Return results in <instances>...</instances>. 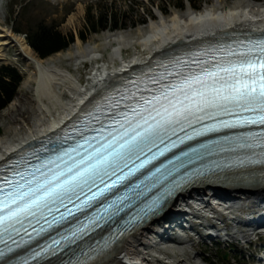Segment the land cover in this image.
I'll return each instance as SVG.
<instances>
[{
    "label": "bare ground",
    "instance_id": "1",
    "mask_svg": "<svg viewBox=\"0 0 264 264\" xmlns=\"http://www.w3.org/2000/svg\"><path fill=\"white\" fill-rule=\"evenodd\" d=\"M251 5V0H234L232 6L226 9L213 5L209 9L204 8L195 13L172 14L168 19L162 18L158 22H151L147 35L137 42L146 57H136L120 62L111 70L103 66L93 69L94 73L80 84L72 70L78 71L84 59L97 58L95 53L99 52L98 46L91 43L82 44L78 40L65 52H58L51 57L40 59L19 36L13 33L11 28L3 27L0 22V53L4 46L13 45L17 53L25 60L29 70L20 89L25 85H32L25 110L33 117L32 120H27L24 113L20 115L18 119L20 121L17 120L5 127V135L0 138V166L28 145L44 140L47 136L62 130L84 107L92 104L131 68L144 67L163 55L179 49H192L213 41L231 38L233 35L264 32V3L258 5L256 9ZM81 14L82 8L78 6L76 13L68 18V22H73L74 17L78 18ZM115 36L114 41L118 46L113 49L111 58L116 59L122 53L120 45L126 41L125 36H128V32H119ZM63 60L72 61L75 65H73L74 69L64 67ZM244 198L252 199V205L264 204V169L229 173L214 180L187 187L175 198L167 201L154 220L143 224L130 236L117 243L112 250L90 264H139L143 257L154 256L153 253H147L150 251H155L156 256L170 255L171 257L172 255L171 258L177 264H187L185 259L179 258L178 251L176 252L175 249L157 245L161 239L164 243H170L166 239L170 228L159 227L160 223L164 220H172V223H175L178 218L186 215L188 217L192 215L197 219L205 218V212L220 213L217 206L221 207V204L217 202L214 204V200L227 203L229 205L227 209H231ZM193 201L200 203L198 208L202 211L186 213L183 208L188 207ZM230 214L235 213L231 210ZM219 215L222 219L221 223L226 226L224 214ZM259 218L261 216L256 220ZM251 229L232 231L225 236L251 243L253 235ZM200 237L202 238V235ZM184 244L185 242L180 241L176 245L180 250ZM232 245L236 246L233 242ZM61 261L56 258L39 264H61ZM204 262L211 264L208 259ZM191 263L193 264L194 261L189 264Z\"/></svg>",
    "mask_w": 264,
    "mask_h": 264
},
{
    "label": "snow or ice",
    "instance_id": "2",
    "mask_svg": "<svg viewBox=\"0 0 264 264\" xmlns=\"http://www.w3.org/2000/svg\"><path fill=\"white\" fill-rule=\"evenodd\" d=\"M230 55L247 58L239 63L218 66L214 71L188 75L177 83L168 84L159 95L143 98L139 106L130 107L131 115L123 112L120 114L122 119L102 126L99 137L86 138L83 144L64 150L55 159L35 166L31 171L19 169L11 177L0 175V245H3L0 257H4L6 252H13L12 245L19 247L16 237L21 235V231L29 237V227L37 231V234L44 231L43 227L35 229L32 220L39 223L47 219L46 214L50 215L54 209L59 211L60 207H64L67 211L59 217L63 220L73 215L67 203H73V197L79 201L85 188L91 195L76 205L77 210L163 155L168 146L160 149L159 145L164 143L166 137L171 139L169 133L176 135L177 127L183 131L182 125L185 123L191 126L193 118L203 119L211 115L210 110L213 109L228 114H232L235 109L255 114L244 123L264 125V41L248 52H233ZM160 78L164 79L163 74ZM104 127L112 130L104 135ZM244 140H255L259 146L264 147V133L245 137ZM172 146H175V142ZM153 148L158 151L153 152ZM81 149H84L83 154ZM141 156L146 158L141 160ZM137 160L140 162L136 163ZM125 168L127 172H124ZM160 171V168L155 170ZM118 172L121 175L117 176ZM152 175L155 176V173ZM113 176H117V179L112 180ZM106 178L111 183H106ZM97 181L104 186L99 187ZM93 186L99 187V190L92 192ZM26 221L29 222L27 227ZM57 222L55 216L48 221L49 226ZM83 231L84 228H77L72 236ZM70 238L63 236L61 239H53L47 248L34 252L30 259L39 258L43 252L59 246L61 240ZM22 264H29V260H24Z\"/></svg>",
    "mask_w": 264,
    "mask_h": 264
},
{
    "label": "rangeland",
    "instance_id": "3",
    "mask_svg": "<svg viewBox=\"0 0 264 264\" xmlns=\"http://www.w3.org/2000/svg\"><path fill=\"white\" fill-rule=\"evenodd\" d=\"M175 1L176 0H2L0 4V22H2L3 27L8 26L12 29L15 25L13 24L12 26L11 22V20L14 18L12 15L14 5L22 3L21 6H24L23 8H25L26 16L31 19L32 23L41 22L45 25L56 27L64 34L72 33L75 36V43L79 40L77 38L78 33L80 31L85 32V28L87 26L86 20L88 15L90 14L89 9H91V13L96 16L108 11L121 14L126 19L127 29L117 30L114 32L103 31L99 34H91L87 36V40L85 42L79 40L82 44L91 43L95 46H98L99 52L95 53V56H103L104 60H106L105 64H107L109 69L111 70L113 68H116L119 64V61H117L115 58H111L113 49L118 46V44L114 41V38L116 37L115 35H117L119 32H128V36H125L126 41L120 45V47H122L121 55L123 56V58L128 57V60H131L136 57H146L145 52H143L142 47L137 45V42L143 36L147 35L150 25L149 18L152 17V20L154 22H158L160 17H162L163 19H168V17L172 14L182 15L185 13L197 12L192 10V8L188 5L187 0H183V10L174 7V4L176 3ZM194 1H200L198 11L204 8L209 9L213 5L225 9L232 6V2H227L225 0ZM251 2L254 3L251 5L254 9H256L258 5L262 4L253 0H251ZM77 5L82 8V14L78 18L74 17V21L69 23L68 18L76 13L78 7ZM160 9L162 11H166L167 14H162L160 12ZM144 18L147 19L144 25L133 27V22H136L138 19ZM15 26L20 28L19 25ZM137 33H139V35ZM17 36H19V38H21L26 43L21 34ZM71 46L72 45H70V47ZM66 50H64L63 52H65ZM0 54L2 55L0 57V65L6 64L15 67L22 75L23 80L26 79L29 70L26 67V63L23 57L17 53L16 47H14L13 45H6V47L4 46L2 48ZM118 56L116 58H118ZM65 59L66 58H64V60ZM64 60L62 62V65L64 67L74 69L75 65L72 61L69 60L68 62H65ZM78 68L80 70H72V73L76 78L83 82L90 76V74L94 73L93 68L87 65L80 64ZM22 82L20 86L22 85ZM20 86L18 88L16 99L13 100L5 109L0 112V138L5 135V127L13 124L15 121L20 119V115H23L25 113L24 117H26L27 120H32L31 118H33L31 114L27 113L25 110L28 103L27 98L28 96H30L29 89L32 87V85H25L21 89ZM215 202L217 201H213L214 204ZM251 202L252 199L244 198V200L240 201L238 205H236L232 209H228L227 211L220 210V207L216 205L220 213L224 214L227 224L221 230V236L219 238L210 240L206 239L204 236H202V238L200 237V235L204 234L208 226H211V228H213L211 229L212 232L215 231L213 227L214 225L219 227L223 226V223H221L222 219H220L219 212L215 214L205 212L204 214L206 215V218L197 219V222L189 225V229L185 228L176 229L175 231H169L172 242L163 243L161 247H170L172 248V250L175 249L176 252L178 251L179 258L185 259L187 264L192 261H194L193 264H207L205 263L206 261L204 262V260L206 259H208L209 263L211 264H222L217 260V255L220 251L222 253H226V258L223 264H234L235 261H238V259L240 261V264H251L252 262H257V260L264 254V235L262 240L259 242H256L257 236L252 235L251 243H244V241L230 239L229 237L224 236L226 233H231L232 231H243L246 229H250L248 227L242 226L241 223L239 224V222L245 219V211L247 210L246 208L251 205ZM195 207H197V205ZM183 209L188 211L191 209V207H184ZM231 210H233L236 216L235 214L227 215V213L229 211L231 212ZM209 215L214 216V218L216 219L213 220L208 218L207 216ZM230 217H232L233 220H230ZM222 240L227 241L221 242ZM180 241L185 242V244L181 248L182 250L180 249L181 251L176 245ZM232 242L236 246H233ZM260 248L261 250H259ZM236 264H238V262Z\"/></svg>",
    "mask_w": 264,
    "mask_h": 264
},
{
    "label": "trees",
    "instance_id": "4",
    "mask_svg": "<svg viewBox=\"0 0 264 264\" xmlns=\"http://www.w3.org/2000/svg\"><path fill=\"white\" fill-rule=\"evenodd\" d=\"M26 1V0H24ZM190 6L194 9H198L200 1L187 0ZM233 1V0H225ZM260 1V0H256ZM174 7L183 10V0H176ZM15 4L13 9V24L19 25V27L13 26V32L15 34H24L25 40L34 54L40 58L45 59L55 53L62 52L70 47L74 43L75 36L72 33L64 34L56 27L51 25H45L44 23H32L31 19L26 16L24 6ZM89 15L87 17V26L85 32L80 31L77 37L85 42L87 36L91 34H99L103 31H116L127 29L126 19L121 14L116 12H104L96 16L91 13L89 9ZM162 14H167L166 11H161ZM146 18L138 19L133 22V27L138 25H144ZM23 80L19 71L11 65H0V112L5 109L17 96L18 88ZM1 135V129H0ZM217 260L223 262V253H218Z\"/></svg>",
    "mask_w": 264,
    "mask_h": 264
}]
</instances>
